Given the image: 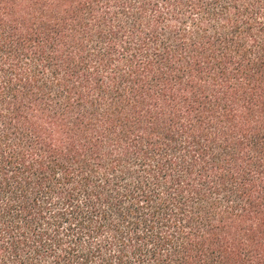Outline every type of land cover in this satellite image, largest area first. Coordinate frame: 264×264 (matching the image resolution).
Listing matches in <instances>:
<instances>
[{"label":"trees","instance_id":"1","mask_svg":"<svg viewBox=\"0 0 264 264\" xmlns=\"http://www.w3.org/2000/svg\"><path fill=\"white\" fill-rule=\"evenodd\" d=\"M0 264H264V0H0Z\"/></svg>","mask_w":264,"mask_h":264}]
</instances>
